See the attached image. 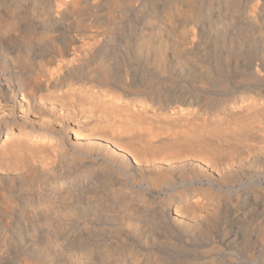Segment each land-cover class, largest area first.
Here are the masks:
<instances>
[{
  "label": "bare ground",
  "instance_id": "bare-ground-1",
  "mask_svg": "<svg viewBox=\"0 0 264 264\" xmlns=\"http://www.w3.org/2000/svg\"><path fill=\"white\" fill-rule=\"evenodd\" d=\"M0 264H264V0H0Z\"/></svg>",
  "mask_w": 264,
  "mask_h": 264
}]
</instances>
